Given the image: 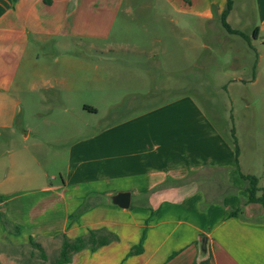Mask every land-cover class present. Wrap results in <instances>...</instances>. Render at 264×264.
I'll return each instance as SVG.
<instances>
[{
  "label": "crops",
  "instance_id": "obj_1",
  "mask_svg": "<svg viewBox=\"0 0 264 264\" xmlns=\"http://www.w3.org/2000/svg\"><path fill=\"white\" fill-rule=\"evenodd\" d=\"M255 3L264 24V0ZM226 4L0 0V264H54L64 238L103 230L117 240L75 254L70 264H264V208L247 204L233 143L194 97L91 130L101 115L93 100L109 93L117 103L122 84L154 76L125 66L127 57L179 65L184 45L200 44ZM253 74L256 83L259 63ZM229 82L228 92L238 88ZM25 108L48 114L33 127L19 120ZM207 170L222 172L235 193L209 200L219 180L190 181ZM119 193L131 194L130 208L112 204Z\"/></svg>",
  "mask_w": 264,
  "mask_h": 264
},
{
  "label": "rangeland",
  "instance_id": "obj_2",
  "mask_svg": "<svg viewBox=\"0 0 264 264\" xmlns=\"http://www.w3.org/2000/svg\"><path fill=\"white\" fill-rule=\"evenodd\" d=\"M145 1L153 2V0ZM233 1L234 10L229 23L233 29L243 33V37L229 34L218 17L202 34L201 41H198L200 44L192 40L184 45V52H180L179 65L178 62L164 60L163 67L160 63L158 67L155 65L156 62L147 61L145 58L127 57L123 62L125 66L134 64L136 67H142L154 73V76L147 84L133 83V81L122 84L117 94L119 100L117 103L113 102L116 96L109 93H106L105 99L100 97L93 100L92 103L98 104L101 115L93 121L95 124L91 130L103 129L112 123L138 115L150 110L153 106L168 103L182 96H192L231 143L235 139L238 140L241 173L258 177L260 186L263 187L264 24L256 10L255 0ZM81 16V14H74L73 19L77 21ZM257 28H259L258 38L253 35ZM164 47L166 46H163V49ZM155 48L159 49V53L161 52L160 46ZM175 48L176 45H169L171 53ZM83 51L82 48L74 47V53L79 54ZM88 53L101 58L95 50H89ZM182 54L185 55V61H181ZM159 59L162 60V55H159ZM256 63L260 65V77L254 83L252 82L253 67ZM172 72H176V75L172 76ZM231 80H235L239 85H237L238 88L234 87L232 92H228ZM168 84L172 92H169ZM145 87L148 92H145ZM140 94L143 95V99ZM33 112L32 109L25 108L19 120H28L34 127L41 117H46L48 114V111L44 109L40 111V116H32ZM206 178L220 181L223 179V174L220 171L207 170L190 181L193 179L202 181ZM55 252L56 250L52 248L50 256L52 257Z\"/></svg>",
  "mask_w": 264,
  "mask_h": 264
},
{
  "label": "trees",
  "instance_id": "obj_3",
  "mask_svg": "<svg viewBox=\"0 0 264 264\" xmlns=\"http://www.w3.org/2000/svg\"><path fill=\"white\" fill-rule=\"evenodd\" d=\"M234 8V1L227 0L226 9L220 16L221 24L223 28L232 35H238L243 37V33L240 31L234 30L231 25L228 23V17ZM254 37L257 38V30L254 33ZM234 133V132H233ZM235 137V134H234ZM234 150H235V159L236 163H239L240 156V148L238 144V140L235 139L233 142ZM240 176L242 180L246 183L245 191L247 192L249 199L247 204H259L264 208V187L260 186V180L256 176L252 175H244L240 172ZM187 181L185 180L184 183ZM214 187L216 188V192L218 195L214 194L209 196L212 197V202L218 200L219 198L225 197L229 195L230 192L235 193L236 189L228 186L223 181H214ZM208 193V192H207ZM208 195V194H207ZM233 216H242L243 210H238L232 213ZM3 221L7 228L11 227V224L6 220L3 214ZM117 237L106 230L103 231H92L86 237H80L74 241L69 240L67 238L63 239V243L61 246V250L57 258L52 261L54 264H70L72 262V258L75 254L90 248L92 251H97L100 247L110 244L113 241H116ZM30 246L33 250H37L38 258L43 262H49V258L47 257L44 249L41 245L37 244L34 240L30 241ZM140 248L135 249L132 253L139 252ZM35 254L32 253V257Z\"/></svg>",
  "mask_w": 264,
  "mask_h": 264
},
{
  "label": "water",
  "instance_id": "obj_4",
  "mask_svg": "<svg viewBox=\"0 0 264 264\" xmlns=\"http://www.w3.org/2000/svg\"><path fill=\"white\" fill-rule=\"evenodd\" d=\"M112 204L122 209H128L131 205V194L130 193H119L112 198Z\"/></svg>",
  "mask_w": 264,
  "mask_h": 264
}]
</instances>
